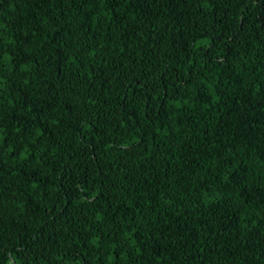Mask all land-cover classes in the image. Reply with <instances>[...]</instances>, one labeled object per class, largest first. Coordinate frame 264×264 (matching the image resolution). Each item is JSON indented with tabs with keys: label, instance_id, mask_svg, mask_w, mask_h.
I'll use <instances>...</instances> for the list:
<instances>
[{
	"label": "trees",
	"instance_id": "16d2710c",
	"mask_svg": "<svg viewBox=\"0 0 264 264\" xmlns=\"http://www.w3.org/2000/svg\"><path fill=\"white\" fill-rule=\"evenodd\" d=\"M0 264H264V0H0Z\"/></svg>",
	"mask_w": 264,
	"mask_h": 264
}]
</instances>
